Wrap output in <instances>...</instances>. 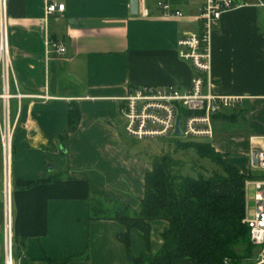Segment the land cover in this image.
<instances>
[{"label":"crops","instance_id":"obj_1","mask_svg":"<svg viewBox=\"0 0 264 264\" xmlns=\"http://www.w3.org/2000/svg\"><path fill=\"white\" fill-rule=\"evenodd\" d=\"M57 1L64 9L45 17V0H6L10 92L25 94L10 98L13 233L24 240L16 264H45V256L77 254L86 244L88 257L67 264H131L115 236L125 226L113 219L89 221L88 195L138 206L150 157L124 131L117 97L143 84L188 87L194 68L179 55L177 40L197 24L193 16H140L131 12L130 0ZM248 1L226 11L211 34L212 92L241 98L213 116L209 139L227 163L260 175L264 170L254 167L251 138L264 135V17L257 16L264 5ZM46 33L62 40L66 52L47 55ZM3 86L0 69V113ZM70 101L78 102L81 117L64 146L59 133ZM2 166L0 140L1 208ZM49 176L54 177L32 183ZM245 178L213 179V191L234 190ZM150 223L157 249L167 221ZM131 246L135 254L146 248L137 228L131 229ZM172 264L198 263L183 257Z\"/></svg>","mask_w":264,"mask_h":264},{"label":"trees","instance_id":"obj_2","mask_svg":"<svg viewBox=\"0 0 264 264\" xmlns=\"http://www.w3.org/2000/svg\"><path fill=\"white\" fill-rule=\"evenodd\" d=\"M81 117L77 101H70L67 123L59 133L65 146L67 135L75 129ZM174 147L150 156L151 168L144 174V194L136 208L127 202L102 194L88 195V220L113 219L125 226L115 236L126 247L131 264H172L174 258L191 257L198 264H252L255 260V245L250 229L243 221L246 213V198L243 182L234 184L236 189L226 193L213 191V179L229 180L247 176L264 177L254 173L244 174L238 167L227 163L209 138L174 136ZM194 150L199 156L209 157L221 169L210 175L184 174L183 157L177 155ZM54 176L37 179L32 183L51 180ZM152 219L167 221L161 231L162 244L151 246ZM137 228L146 248L139 254L132 251L131 229ZM24 246V240L14 236L15 250ZM87 258L88 245L82 252L62 258L45 256V264H67L74 258Z\"/></svg>","mask_w":264,"mask_h":264},{"label":"built area","instance_id":"obj_3","mask_svg":"<svg viewBox=\"0 0 264 264\" xmlns=\"http://www.w3.org/2000/svg\"><path fill=\"white\" fill-rule=\"evenodd\" d=\"M187 4L185 11L181 4ZM249 3L248 0H138L137 14L149 16L157 11L166 18L193 16L196 28L185 30L177 40L181 57L190 61L194 68L191 83L186 88L169 84L166 86L143 84L131 87L118 96L119 113L124 117V131L134 138L176 135L177 117L181 115L183 137L211 138L214 134L212 118L222 108L234 106L237 95H224L212 92L211 34L223 14ZM264 5V0H255ZM65 3L45 0L44 14L47 17L62 11ZM47 55L51 50L66 52L60 39L45 35ZM0 69L3 80V98L7 123L0 127L3 166L2 189L3 208L0 219V264H16L22 257L14 247L13 207H12V135L10 129V98H21L25 94L10 92L13 68L9 55L6 0H0ZM252 151L257 149V163L254 167L264 170V135L252 136ZM243 190L246 198V213L243 221L250 229L253 244L258 247L252 264H264V177L248 176L244 179ZM253 200V203H251ZM246 264V263H243Z\"/></svg>","mask_w":264,"mask_h":264},{"label":"rangeland","instance_id":"obj_4","mask_svg":"<svg viewBox=\"0 0 264 264\" xmlns=\"http://www.w3.org/2000/svg\"><path fill=\"white\" fill-rule=\"evenodd\" d=\"M257 16L264 17V6L257 7ZM9 123L10 129H13V118L12 112L10 109L9 114ZM6 118L5 108H4V99L2 100V111L0 113V127H4V121ZM174 137L172 134L169 136H157V137H144V138H134L129 136V139L137 143V148L142 151V153H147L149 157L152 154L160 153L161 151H168L169 149L174 147L173 143L170 142V138ZM134 138V139H133ZM0 140H1V133H0ZM2 144V141H1ZM177 155L183 157L184 165L181 169L182 173L184 174H191L197 175L198 173H203L206 175H210L213 172L221 171L220 167L213 162L209 157H202L199 156L194 150L182 151L178 150ZM2 176V175H1ZM13 182V180H12ZM2 208H3V197H2ZM2 208L0 207V219L2 218ZM258 247L255 246L254 253L257 252ZM246 264H249L246 262Z\"/></svg>","mask_w":264,"mask_h":264},{"label":"water","instance_id":"obj_5","mask_svg":"<svg viewBox=\"0 0 264 264\" xmlns=\"http://www.w3.org/2000/svg\"><path fill=\"white\" fill-rule=\"evenodd\" d=\"M130 9L132 13H137L138 11V0H130ZM176 135L181 136L183 134V129H182V124H181V115L179 114L177 117V127H176ZM257 149H254L252 151V159H253V164L257 163Z\"/></svg>","mask_w":264,"mask_h":264},{"label":"bare ground","instance_id":"obj_6","mask_svg":"<svg viewBox=\"0 0 264 264\" xmlns=\"http://www.w3.org/2000/svg\"><path fill=\"white\" fill-rule=\"evenodd\" d=\"M6 123H7V120H6Z\"/></svg>","mask_w":264,"mask_h":264}]
</instances>
